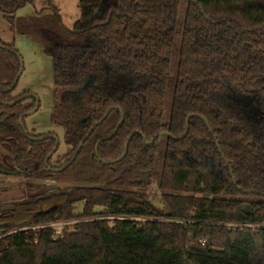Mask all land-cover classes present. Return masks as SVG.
Here are the masks:
<instances>
[{
    "label": "trees",
    "instance_id": "trees-1",
    "mask_svg": "<svg viewBox=\"0 0 264 264\" xmlns=\"http://www.w3.org/2000/svg\"><path fill=\"white\" fill-rule=\"evenodd\" d=\"M32 1L0 11L52 58L67 149L54 160L55 139L25 134L36 101L14 95L20 55L1 40L0 146L19 176L72 186L0 204V264H264V0H80L79 33L17 17ZM162 146L165 209L143 192Z\"/></svg>",
    "mask_w": 264,
    "mask_h": 264
},
{
    "label": "rangeland",
    "instance_id": "rangeland-1",
    "mask_svg": "<svg viewBox=\"0 0 264 264\" xmlns=\"http://www.w3.org/2000/svg\"><path fill=\"white\" fill-rule=\"evenodd\" d=\"M80 0H33L26 5L20 7L16 13L17 17L30 18L39 12L41 15L57 14L59 16L60 25L63 29H72L80 18ZM185 3L180 7V21L182 22V14L185 12ZM182 23H180V26ZM0 40L6 44H13L20 55L23 68L14 95L22 94L25 91L38 99V107L36 111L28 114L24 119V124L30 133L48 134L53 133L59 139V150L54 156V160L58 155H63L66 151L64 140V128L53 124L51 116L55 104L54 99V70L52 58L44 50L41 42L19 33H13L11 25L5 20L3 12L0 11ZM181 41L180 32L176 36L174 44L173 61L171 65L170 80L165 101V110L163 123L166 125L172 105L173 89L175 84L176 70L179 57V47ZM32 99L26 101L29 104ZM3 147H0V157L10 155ZM163 146L158 152V160L156 171L152 179L151 185L143 190L146 197L151 200L155 206L165 209L166 206L162 201L161 191L159 190V177L162 169ZM8 153V154H7ZM35 185L37 188L29 187ZM72 184L51 181V180H34L18 177L15 175L0 174V204L4 207L11 208L13 202L39 196L52 192L54 190L68 189ZM99 210V208H97ZM83 203H78L74 213L79 215L82 213ZM78 220H71L59 223L61 225H69L73 228L74 223Z\"/></svg>",
    "mask_w": 264,
    "mask_h": 264
},
{
    "label": "flooded vegetation",
    "instance_id": "flooded-vegetation-1",
    "mask_svg": "<svg viewBox=\"0 0 264 264\" xmlns=\"http://www.w3.org/2000/svg\"><path fill=\"white\" fill-rule=\"evenodd\" d=\"M29 96H30V98L32 99V101L29 103V105L30 104H32L33 103V100L34 101H36V104H35V106L34 107H32L27 113H26V115H28V114H30V113H32V112H34V111H36V109H37V107H38V99L35 97V96H33V95H31V94H29ZM18 99H20V98H17L16 100H18ZM14 101V102H17V101ZM19 101V100H18ZM25 104H27L26 102H25ZM36 108V109H35ZM22 118V121H23V117H21ZM21 120V119H20ZM1 123H4V120H2V121H0ZM21 124V123H20ZM23 124H24V121H23ZM22 126V125H21ZM22 129H23V127H22ZM24 132H25V134H29L30 132L28 131V129L26 128V126H25V124H24ZM30 134H33V135H39V134H36V133H30ZM41 134V133H40ZM41 135H45L44 137H52L53 138V136H56V135H54L53 133H48V134H41ZM44 137H42V138H44ZM57 137V136H56ZM32 139H34V138H32ZM54 139V138H53ZM56 141V140H55ZM58 141H59V139H58ZM0 147H2V146H0ZM55 147H56V145H55ZM57 149L59 150V144H58V147H57ZM57 149H56V151H57ZM6 150V149H5ZM54 150V149H53ZM56 151H53V152H56ZM6 152H8V151H6ZM10 155H4L3 156V161L1 160V157H0V165L1 166H4V167H6V168H8V169H11V170H16V169H14L12 166H13V164L11 163V161L10 162H7V158L8 159H12V157H13V155L10 153V152H8ZM7 153V154H8ZM51 155V154H50ZM51 157V156H50ZM49 156H48V158H50ZM17 171V173L16 174H7V175H15V176H18V177H22V178H26V177H24V176H19L18 175V170H16ZM0 174H2L3 175V173H1L0 172ZM27 179H31V178H27Z\"/></svg>",
    "mask_w": 264,
    "mask_h": 264
},
{
    "label": "water",
    "instance_id": "water-1",
    "mask_svg": "<svg viewBox=\"0 0 264 264\" xmlns=\"http://www.w3.org/2000/svg\"><path fill=\"white\" fill-rule=\"evenodd\" d=\"M69 32H72V33H79V32H81V30H75V29H67ZM20 62H21V71H20V74L22 73V68H23V64H22V60L20 59ZM19 100V99H18ZM18 100H16V101H18ZM118 108V107H117ZM36 109V108H35ZM120 111H121V109L120 108H118ZM109 112V111H108ZM108 112L106 113V115L108 114ZM122 112V111H121ZM105 115V116H106ZM105 116H104V118H105ZM203 120L204 121H206L204 118H203ZM124 121V115L122 114V118H121V122H120V125L122 124V122ZM20 123H21V125H22V127H23V129H24V124H23V121H22V118H21V120H20ZM207 123V122H206ZM187 124H188V121H187ZM188 125H187V130H186V132H185V134L188 132ZM184 134V135H185ZM163 135H169L170 136V134H169V132H168V130H163V131H161L160 133H159V136L160 137H162ZM53 138L56 140V147L54 148V150L53 151H56V149H57V147H58V144H59V141H58V138L56 137V136H53ZM153 143V140L151 141V142H148V144H152ZM82 144L83 143H80V145H79V147H78V149H77V152H76V155L79 153V151H80V149H81V146H82ZM127 148H128V144H126V146H125V150H124V153H123V155H122V157H121V159L126 155V153H127ZM51 155H49V157H50ZM111 162V161H110ZM63 168H65V166L63 167ZM0 172L1 173H3V174H16L17 173V171L16 170H11V169H8V168H6V167H4V166H1L0 165Z\"/></svg>",
    "mask_w": 264,
    "mask_h": 264
}]
</instances>
